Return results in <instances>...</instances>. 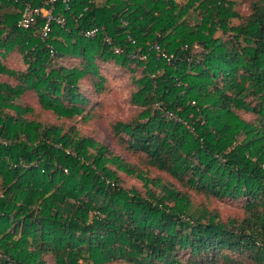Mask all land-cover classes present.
Segmentation results:
<instances>
[{
	"label": "trees",
	"instance_id": "16d2710c",
	"mask_svg": "<svg viewBox=\"0 0 264 264\" xmlns=\"http://www.w3.org/2000/svg\"><path fill=\"white\" fill-rule=\"evenodd\" d=\"M237 1L72 0L69 12L58 2L66 25L43 42L40 18L24 31L20 6L0 0V77L14 81L0 80V264H264V0H246L251 13L231 26ZM94 27L112 42L85 37ZM96 60L143 69L136 119L110 126L136 162L64 123L99 117L81 92L103 90ZM32 96L58 123L32 117ZM187 190L243 201L242 216L195 209Z\"/></svg>",
	"mask_w": 264,
	"mask_h": 264
},
{
	"label": "rangeland",
	"instance_id": "374dc122",
	"mask_svg": "<svg viewBox=\"0 0 264 264\" xmlns=\"http://www.w3.org/2000/svg\"><path fill=\"white\" fill-rule=\"evenodd\" d=\"M179 4L184 5L186 0H177ZM104 0H99L98 4H103ZM6 8L3 7V11ZM235 11L239 14L238 19H233L230 21L231 26H237L244 21V19L251 13V2L246 0L237 1L235 6ZM196 14H190L187 17V20L191 25L197 23ZM221 36L218 32L216 37ZM200 49L198 46L194 48V53L199 52ZM15 59V66L23 67V63ZM97 65L99 66L100 74L104 77L102 83L103 90L98 93V90L92 88L90 83H83L81 87V92L89 99L92 105L95 107V112L100 117L95 118L90 121L88 124L81 122L80 118H76L73 121L64 122L66 125L74 126L75 129L81 135H85L91 138H94L104 145L112 149L114 152L120 154L125 160L136 162L134 159H130L124 151L119 147H116L114 140H112L111 134V125L117 121L129 122L136 119L140 109L130 105V96L131 93L136 91L135 80L142 77V67L136 64H130L128 67L120 66L115 64L112 61L103 62L96 60ZM61 63L67 67L77 65L79 60L75 59H65ZM1 81H9L14 83L11 78L0 77ZM28 102L36 108L35 114L32 116L35 119H38L41 122L47 124H56L58 121L53 114L48 112H42L38 110L37 101L34 96L28 98ZM238 114L245 120H251L252 115L250 113L239 111ZM69 127V126H68ZM115 148L117 150H115ZM141 167L144 166L143 159H137ZM151 175V172L149 173ZM120 178L123 185L127 189L136 188L141 194H144L145 188L142 182L131 176L120 173ZM167 181V176L164 174H157ZM170 183L174 187L185 193V190L178 183L169 179ZM187 193L192 201V206L195 209L205 208L208 211H211L214 214H217L222 220L229 218H238L242 216L243 213V201H232V200H217L211 197H204L194 191L187 190ZM232 258L235 255H231ZM46 264H53L51 257H45ZM110 264H125V263H110Z\"/></svg>",
	"mask_w": 264,
	"mask_h": 264
},
{
	"label": "built area",
	"instance_id": "2783aa9c",
	"mask_svg": "<svg viewBox=\"0 0 264 264\" xmlns=\"http://www.w3.org/2000/svg\"><path fill=\"white\" fill-rule=\"evenodd\" d=\"M12 4H16L20 6L18 11L19 20L18 27L24 31H28L35 26L37 19L40 18L42 20V25L39 29V38L46 42L49 40V37L53 31L54 26L64 27L66 25V18L61 15H56L54 12L56 10V4L60 2L63 6L64 11L69 12L71 10L72 0H46L43 2L42 7L34 6L32 1L27 0H8ZM124 26L127 23H123ZM99 33L104 35V38L108 44L112 42L111 38L105 35L103 28L94 27L92 29L84 31V36L87 38L96 37ZM130 39V37H128ZM154 50L158 52V54L164 57L168 63H170V57L168 58L159 48L158 45L153 46ZM113 52L115 54H122L123 50L120 47H114ZM51 55H54L53 48H50ZM129 58L132 60L146 61L147 56L145 54H140L138 51H134L129 55ZM171 116V115H169Z\"/></svg>",
	"mask_w": 264,
	"mask_h": 264
}]
</instances>
